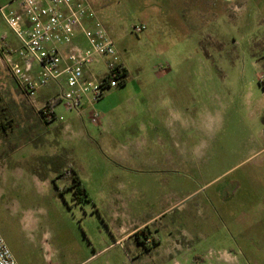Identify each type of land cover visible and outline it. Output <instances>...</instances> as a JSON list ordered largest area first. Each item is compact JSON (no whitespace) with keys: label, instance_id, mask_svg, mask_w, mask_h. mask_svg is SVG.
Returning a JSON list of instances; mask_svg holds the SVG:
<instances>
[{"label":"rangeland","instance_id":"1","mask_svg":"<svg viewBox=\"0 0 264 264\" xmlns=\"http://www.w3.org/2000/svg\"><path fill=\"white\" fill-rule=\"evenodd\" d=\"M86 1L137 109L67 111L54 85L31 99L0 57V235L17 263L264 264V0ZM209 234L228 250L194 243Z\"/></svg>","mask_w":264,"mask_h":264},{"label":"built area","instance_id":"2","mask_svg":"<svg viewBox=\"0 0 264 264\" xmlns=\"http://www.w3.org/2000/svg\"><path fill=\"white\" fill-rule=\"evenodd\" d=\"M0 22L20 45L13 50L6 37H0V57L27 97L35 99L54 85L62 91L58 100L65 109L76 111L123 86L120 76L126 68L86 0H13L0 7ZM146 30L144 24L134 27L137 35ZM80 34L82 44L76 42ZM100 65L104 74L94 72ZM52 112L47 108L43 116ZM92 122L98 124L97 114ZM0 264H18L1 235Z\"/></svg>","mask_w":264,"mask_h":264},{"label":"crops","instance_id":"3","mask_svg":"<svg viewBox=\"0 0 264 264\" xmlns=\"http://www.w3.org/2000/svg\"><path fill=\"white\" fill-rule=\"evenodd\" d=\"M11 2H13V0H0V7L5 6L7 4H10ZM254 2L259 4V3H261V0H254ZM0 37H6V40L10 44L11 49L17 50L20 47L18 41L15 39L13 34L6 27V25L2 22H0ZM81 38H83L82 34H80L78 36V40L76 42L81 43V44L84 43V39H81ZM126 70H127V68H126ZM130 85H132V84L130 81V77L128 75V82L124 86V88L122 90H117V91L111 92L109 94V96L107 97L110 99L114 98V102H110L109 105L106 107L105 106H101V107L97 106V105H95V103H92V105L91 104H89V105H91L92 108H94V106H95L97 108V110L103 114L115 113L118 116H120V114L123 113L126 116V120H128V122H129L132 120V117H131V115L129 116V114L137 109V105H136L135 101L140 96L139 95L140 92L138 90L133 91V88L135 89V87L131 88ZM104 96H105V94H104ZM104 96L101 100L104 99ZM105 108H107V111L104 110ZM99 123H100V118H99L98 124ZM261 180H262V184H264V177L263 176H262ZM210 234L204 238H200V237L196 236L194 243L196 242L199 245H201V243H207V244H209V250L210 249H212V250H228L222 246H220L218 249H216V246H217V243H222V242L224 244H228L231 241L230 239L229 240H226V239L221 240V238H215V237L211 236ZM214 244H216V245H214ZM234 253H236V254H234V256L236 258H238V256L241 255V253H243V252L242 251L236 252L234 250Z\"/></svg>","mask_w":264,"mask_h":264},{"label":"trees","instance_id":"4","mask_svg":"<svg viewBox=\"0 0 264 264\" xmlns=\"http://www.w3.org/2000/svg\"><path fill=\"white\" fill-rule=\"evenodd\" d=\"M128 71L126 69H124V71L122 72L120 78L124 80V84L122 87H124L126 85V83L128 82ZM103 98V97H102ZM101 98V99H102ZM100 99V100H101ZM57 101H60V100H57ZM53 106L54 105H51L49 104V107L48 109L52 112L53 111ZM45 117V116H44ZM56 119V115L54 112H52V114L50 115V119L49 120H46V123H51L52 121H54ZM4 126V128L6 129L5 126L7 127H10V123L7 122V123H2ZM72 188H74V194L75 195H87L86 194V191L84 188H82V185H81V181L78 177H74L73 179V183H72ZM146 232H144L143 230L141 231H137L134 235V238H135V241L137 242L138 245H142L144 248H145V243L144 244H141V240H144V241H148V236L145 234ZM153 241V240H152ZM157 243V242H156ZM155 242H153V244H156ZM157 245V244H156Z\"/></svg>","mask_w":264,"mask_h":264},{"label":"flooded vegetation","instance_id":"5","mask_svg":"<svg viewBox=\"0 0 264 264\" xmlns=\"http://www.w3.org/2000/svg\"><path fill=\"white\" fill-rule=\"evenodd\" d=\"M144 243L146 244V242L144 240H141V244H144Z\"/></svg>","mask_w":264,"mask_h":264}]
</instances>
